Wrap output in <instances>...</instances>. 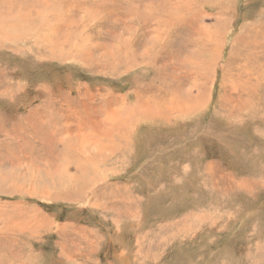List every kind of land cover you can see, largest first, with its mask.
I'll list each match as a JSON object with an SVG mask.
<instances>
[{"label":"rangeland","instance_id":"374dc122","mask_svg":"<svg viewBox=\"0 0 264 264\" xmlns=\"http://www.w3.org/2000/svg\"><path fill=\"white\" fill-rule=\"evenodd\" d=\"M1 1L0 264H264V0Z\"/></svg>","mask_w":264,"mask_h":264},{"label":"bare ground","instance_id":"6f19581e","mask_svg":"<svg viewBox=\"0 0 264 264\" xmlns=\"http://www.w3.org/2000/svg\"><path fill=\"white\" fill-rule=\"evenodd\" d=\"M1 1V0H0ZM14 2H15V0H13ZM17 1V0H16ZM20 1V3L19 4H23L24 5V2H26V0H19ZM28 1V0H27ZM30 1V0H29ZM39 1V0H38ZM43 1V0H42ZM77 1V0H76ZM96 1V0H95ZM174 1V0H173ZM205 1V0H204ZM1 2H3L4 3V0H2ZM9 2H11V1H7V0H5V3H6V5L7 4H9L10 5V7L9 8H11V3H9ZM83 2V1H82ZM97 2V1H96ZM5 3H4V5H5ZM34 3V2H33ZM45 2H43V4H44ZM52 3V2H51ZM50 3V4H51ZM100 3H102L101 5H106L107 3H110L109 2V0H100ZM203 3V2H202ZM13 4V3H12ZM15 4L17 5V3L15 2ZM19 4L17 5V6H19ZM27 4V3H26ZM25 4V5H26ZM78 4H80V2H75V5H78ZM117 4H119V2L117 1V2H113V5L116 7L115 8V10L114 11H109V4L108 5H106L105 7H106V12L107 13H109V14H112L113 12H119V10H120V8L117 6ZM5 5V6H6ZM16 5H15V7H16ZM75 5H71L70 7L71 8H74V6ZM93 6L94 4L93 3H91V4H89L88 5V7L89 6ZM122 5V4H121ZM22 6V5H21ZM123 6V5H122ZM122 6H120V7H122ZM2 7V6H1ZM0 7V8H1ZM7 7H8V5H7ZM7 7H6V9H3L4 11H7L6 13H5V15L4 16H7V15H12L11 14V12L10 11H12L13 9H14V7H13V9H7ZM28 7V6H27ZM36 6H34V8H35ZM39 7L40 6H38V8L37 9H39ZM47 7H49V6H47ZM177 7V6H176ZM3 8V7H2ZM5 8V7H4ZM23 8H25V7H23ZM32 8H33V6H32ZM43 8H46V7H43ZM42 8V9H43ZM51 8H53V7H51ZM50 8V9H51ZM90 8V7H89ZM18 9V8H17ZM26 9V8H25ZM28 10H29V8H27ZM40 9H41V7H40ZM39 9V10H40ZM42 9L40 10V11H42ZM108 9V10H107ZM148 9H150V8H148ZM38 10V11H39ZM53 10V9H52ZM94 10H96V9H94ZM162 10V11H161ZM161 10L160 9H158L157 11L159 12V11H161L160 12V14H163V13H167L169 16L168 17H170V24H171V27H175L176 28V26H177V21H172L173 19H174V17H175V15L173 14V12L172 11H169V12H163V11H166V8H161ZM2 11V10H1ZM4 11H3V13H4ZM14 11L15 12H18V11H16V10H13V12L12 13H14ZM20 11H22V10H20ZM25 11V10H24ZM24 11H22L21 13L23 14V12ZM30 12V11H29ZM29 12L27 11L26 13H28L29 14ZM33 12V11H32ZM35 12H36V9H35ZM53 12H54V10H53ZM65 12V11H64ZM2 13V14H3ZM18 13H20V12H18ZM55 13V12H54ZM62 12H60V14H61ZM153 13H155V12H153ZM24 14H25V12H24ZM25 15H27V14H25ZM59 15V12H57V13H55V16L57 17ZM156 15V14H155ZM0 17H1V14H0ZM154 17V16H153ZM2 18V17H1ZM156 18V17H155ZM18 19V18H17ZM22 19V18H21ZM20 19V20H21ZM43 20V19H42ZM255 21V20H254ZM264 21V20H263ZM26 22H27V20H26ZM158 22H161V23H167V24H165L164 26L167 28V26H168V22H166V21H164V22H162L161 21V19L159 18V19H156L155 21H154V24L156 25V23H158ZM185 23H186V20H185ZM252 23V22H251ZM7 24V23H6ZM8 24H9V26L12 28V27H14V29H15V26H16V24H18V23H13V22H8ZM7 24V25H8ZM159 24V23H158ZM12 25H15V26H12ZM247 25V24H246ZM258 25V27L260 28V29H258V30H254V27H256ZM1 26V25H0ZM19 26V25H18ZM17 26V27H18ZM109 26H110V24H109ZM158 25H156V27H157ZM5 27H6V25H5ZM4 27V28H5ZM248 27L251 29H253L250 33H247V35H249V37H252V38H247V39H241L240 40V38H237L236 40L237 41H234L235 43H234V45L235 46H243V47H248L249 48V53L246 55V61L248 62V59H249V55H251L252 56V58L254 59V61L255 62H259L260 64H262V63H264V57L263 56H261V55H263V54H261L260 53V56H258L259 54V52H257L256 50H261V49H258L259 48V44L257 45V43L259 42V40H258V35L260 34L261 35V33H260V31H263V29H264V22L263 23H259V24H256L254 27H253V25H252V27H250V25H248ZM1 28H3V27H1ZM3 28V29H4ZM7 29H8V27H6ZM60 28V27H59ZM158 28H159V26H158ZM165 28V29H166ZM10 29V28H9ZM161 29V28H160ZM1 30V29H0ZM1 32L2 31H0V34H1ZM13 33V32H12ZM46 33V32H45ZM8 34V33H7ZM6 34V35H7ZM13 35V34H12ZM9 36L10 35H8V38H5L4 36L3 37H1V39L4 41V42H11V40L13 39V41L16 39V37H13V38H9ZM38 36V35H37ZM158 36H160L159 34H158ZM157 36V34L156 35H154V37L157 39V38H159ZM262 36V35H261ZM68 37H69V35H68ZM147 38V37H146ZM150 38V37H149ZM66 39H68V38H66ZM145 39V38H144ZM261 40H262V38H260ZM147 40V39H146ZM149 40V39H148ZM150 41V40H149ZM152 41H154L153 39H151V45H154V43L152 42ZM263 41V40H262ZM57 42V41H56ZM236 43H238V45L236 44ZM61 44V43H60ZM60 44L59 45H57V44H54L56 47H53V49H50L48 46H47V49H48V51H49V55L50 54H53L54 53V51H55V49L56 50H58L59 48H61L62 50L64 49V47L66 46V44L63 46V47H61L60 46ZM53 45V44H52ZM261 45V44H260ZM60 46V47H59ZM169 46H170V44L169 43H167V45H165V46H160V52H162V49L164 48V47H167V48H169ZM57 47H59V48H57ZM260 47H263V46H260ZM257 48V49H256ZM45 49V48H44ZM236 49H239L240 50V48L238 47V48H236ZM235 49V50H236ZM33 50V49H32ZM169 50V49H168ZM42 51V50H41ZM67 51H69L68 49H67ZM264 51V50H263ZM56 52V51H55ZM63 52V51H62ZM159 52V51H158ZM260 52H262V51H260ZM47 54H48V52H46ZM59 53V52H58ZM64 54H66V55H68V56H70L71 54H69V52H63ZM46 54V55H47ZM258 54V55H257ZM59 54H57V55H51V56H49V58H52V57H56V58H58L57 56H58ZM158 56H161L160 54L158 55ZM155 57V56H154ZM250 63V62H249ZM252 64L254 63V62H251ZM264 74V73H263ZM262 78H263V76H261ZM260 77V78H261ZM259 78V77H258ZM137 85V84H136ZM188 98H191V97H189L188 96ZM259 99V98H258ZM137 100V99H136ZM189 100V99H188ZM259 101V100H258ZM107 104H109V102L107 103ZM260 104V103H259ZM263 106V105H262ZM42 110V109H41ZM147 114V113H146ZM145 114V115H146ZM152 113H148L147 114V117L148 118H150V117H153V115H151ZM165 116H167V115H165ZM183 116H185V115H183ZM146 118V117H145ZM183 118V117H182ZM153 119V118H152ZM161 119V118H160ZM177 119V118H176ZM157 120V119H156ZM178 120V119H177ZM26 123V122H25ZM45 124V123H44ZM46 125V124H45ZM121 130V129H120ZM111 131V130H110ZM45 132V131H44ZM43 134V133H42ZM37 135V134H36ZM106 135V134H105ZM49 136V135H48ZM46 142H48V141H46ZM103 147V146H102ZM101 151V150H100ZM70 195V194H69ZM181 205V204H180ZM176 209V208H175ZM34 217V216H33Z\"/></svg>","mask_w":264,"mask_h":264}]
</instances>
